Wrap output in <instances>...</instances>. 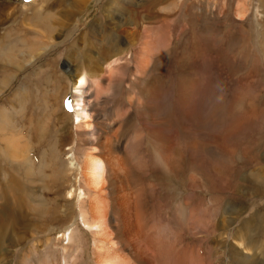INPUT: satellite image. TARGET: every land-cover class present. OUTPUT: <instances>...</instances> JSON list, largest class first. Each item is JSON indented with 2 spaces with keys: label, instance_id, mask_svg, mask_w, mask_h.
<instances>
[{
  "label": "rangeland",
  "instance_id": "obj_1",
  "mask_svg": "<svg viewBox=\"0 0 264 264\" xmlns=\"http://www.w3.org/2000/svg\"><path fill=\"white\" fill-rule=\"evenodd\" d=\"M135 24L150 29L156 39L154 62L157 59L159 65L155 66L153 74L158 75L162 92L159 95L166 107L163 110L170 107V100L177 94L183 78L185 82L196 83L198 116H201L200 119L197 116V121L203 129L209 125L213 128V137L209 139L213 186L221 181L219 175L239 172L262 177L264 181V0H125V3L122 0H0V192L5 190L7 195L3 200L6 204L0 203V211L5 215L12 208L15 210L13 205L20 202L18 190L25 183L24 161L21 160L25 152L20 136H27L28 131L33 170L50 174L51 166L59 165L62 169L68 168L71 185L79 183L78 162L74 160L72 167L69 164L74 156L77 155L78 160L81 158V153L75 152L73 139L76 106L72 74L82 72L89 65L88 60L100 59L105 52H109L107 60L100 59L104 66L116 57L113 65L125 62L130 56L120 52L137 50L140 44L142 30ZM133 27L141 32L137 33L134 46L129 44L133 39ZM161 34L164 36L162 44ZM131 66L121 80L124 92L117 87L116 98H110L106 105L95 106V117L100 118L108 108L111 112L115 102L131 89L130 82L134 79ZM93 100L94 96L89 98L91 104ZM60 126L67 134V139L63 137L65 143L71 142V149L65 144L60 149L56 147ZM206 142L202 138L198 144L204 147L199 148L205 159L211 150ZM254 152L260 156L259 162H254L257 159L252 156ZM52 153L57 158L55 163ZM10 181L20 185L19 189L8 190ZM239 191L244 206L240 208L244 211L241 219H251L256 225L260 219L261 231L256 225L249 227L250 232L244 234L245 240L240 246L232 234L242 222L228 217L229 212L225 213L219 220L225 227L213 236V264H226L230 255L228 243L250 257L258 254L259 264H264V184L257 194L249 188ZM173 193L178 200V191ZM71 197L74 216L67 226L64 225L63 231L80 227L81 232L73 241L76 244L86 227L81 221L77 195L71 194ZM229 203L234 205L235 201ZM17 212L13 215L17 214L20 221H29L23 209ZM6 222L0 218V225ZM57 228H46L45 232L26 240L23 238L29 234H24L22 245L25 246L11 249L12 261L20 264L34 244L39 251L36 255L32 253V260L39 264L44 242L51 239L49 258H57L60 262L63 250L58 245L52 251L53 243L59 239L66 244L67 235L63 240V231L57 233ZM22 233L18 231L19 235ZM87 240L92 247L90 233ZM245 242L251 243L250 252L243 250ZM218 256L221 261H216Z\"/></svg>",
  "mask_w": 264,
  "mask_h": 264
},
{
  "label": "bare ground",
  "instance_id": "obj_2",
  "mask_svg": "<svg viewBox=\"0 0 264 264\" xmlns=\"http://www.w3.org/2000/svg\"><path fill=\"white\" fill-rule=\"evenodd\" d=\"M134 26L142 30L138 39L140 44L137 50L120 52L130 56L125 62L113 65L116 57L104 66L100 59L107 60L109 52H105L100 59L88 60L89 65L85 64L87 68L82 72L72 74L76 106L73 139L75 152L81 153L78 154L81 160L76 155L69 164L73 165L74 160L78 162L77 185H71L68 168L62 169L59 165L51 166L50 174L34 171L29 153V131L27 136H20L23 138L21 148L25 152V158L21 159L24 161L22 180L25 183L18 190L20 202L13 203L16 209L8 211V216L0 211V218L7 220L6 224L0 225V264H15L10 252L13 247L25 246L22 245L24 234H29L23 238L26 240L35 238L46 228L58 226L57 233L63 231L64 225L67 226L74 216L70 208L74 198L71 194L77 195L81 221L86 227L82 239L73 243L81 232L80 227L62 232L63 240L67 235V243L62 244L57 239L52 247L54 251L56 246H61L60 262L57 258H49L51 239L43 241V257L39 264H213V236L225 227L219 222L225 213L229 212L228 217L242 222L232 234L240 246L244 243V234L250 232L248 228L256 225L251 219H241L244 211L240 208L244 206L239 190L249 188L257 194L263 188L262 177H250L242 172L227 176L220 173L221 181L213 186V155L209 142L213 128L209 125L203 129L198 123L201 116H198L196 83L185 82L183 78L177 94L170 100V107L163 110L158 75L153 74L155 66L159 65L157 59L154 62L156 39L150 29ZM133 28V39L129 44L134 46L137 43L135 38L141 32ZM159 36L162 44L164 36ZM104 51L100 52L101 55ZM130 64L134 77L130 80L131 89L115 102L111 115H106V112L111 113L108 108L100 118L95 117V106L106 105L110 98H116L115 94H119V91L115 92L117 87L124 92L121 80H124ZM93 96L91 104L89 98ZM167 110L173 114L169 115ZM61 128L57 129L60 132H57L56 147L60 149L65 144L69 149L71 142L65 143L67 134ZM202 138L207 140L206 145L211 149L206 159L200 155L203 142L198 145ZM252 156L257 158L255 163L259 162L258 153L254 152ZM51 157L57 159L54 153ZM11 183L8 190L19 189L20 185ZM173 191H178V200ZM5 196V190L1 191V204H6L3 201ZM231 200L235 201L234 205L229 203ZM17 208L25 211L29 221L22 222L17 214L13 215L18 213ZM260 223L259 219L256 225L259 232ZM20 230L24 233L19 235ZM88 233L91 234L92 247L87 240ZM245 244L243 250L250 252L253 249L251 243ZM37 247L32 244L20 264H37L32 260V253L39 251ZM227 248L230 255L226 264H259L258 254L250 257L230 243ZM218 260L221 261L220 256Z\"/></svg>",
  "mask_w": 264,
  "mask_h": 264
}]
</instances>
